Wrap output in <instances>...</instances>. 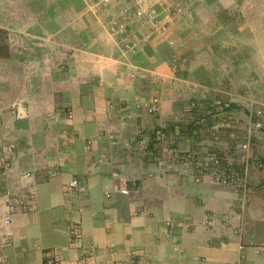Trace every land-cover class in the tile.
<instances>
[{
    "label": "crops",
    "instance_id": "1",
    "mask_svg": "<svg viewBox=\"0 0 264 264\" xmlns=\"http://www.w3.org/2000/svg\"><path fill=\"white\" fill-rule=\"evenodd\" d=\"M99 1L0 0L7 37L0 43L2 264L52 256L76 264L88 245L94 264H264L258 190L195 183L186 171L142 164L129 149L144 131L162 127L135 104L156 95L165 111L158 87L172 74L160 49L186 26L194 0L168 34L134 54L109 35ZM72 179L81 183L79 200L63 194ZM123 181L132 186L127 196L118 192ZM29 193L32 209L1 227L8 199L22 202ZM72 222L82 232L74 245Z\"/></svg>",
    "mask_w": 264,
    "mask_h": 264
},
{
    "label": "rangeland",
    "instance_id": "2",
    "mask_svg": "<svg viewBox=\"0 0 264 264\" xmlns=\"http://www.w3.org/2000/svg\"><path fill=\"white\" fill-rule=\"evenodd\" d=\"M194 4L183 30L160 49L172 74L158 87L165 111L161 97L143 101H158L162 127L144 131L129 149L144 165L225 188L210 176L216 171L264 199V0Z\"/></svg>",
    "mask_w": 264,
    "mask_h": 264
},
{
    "label": "built area",
    "instance_id": "3",
    "mask_svg": "<svg viewBox=\"0 0 264 264\" xmlns=\"http://www.w3.org/2000/svg\"><path fill=\"white\" fill-rule=\"evenodd\" d=\"M199 0H194L192 2ZM188 2L191 0H100L96 5V11L102 15L105 22L104 25L110 36L121 40L120 46L124 53L134 54L136 48L147 45L154 38L168 34L170 27L178 19L186 15L188 11ZM95 10V9H94ZM138 34V37H137ZM134 38L133 41L128 40ZM133 78V76H131ZM136 111L145 112L148 115H157L158 101L152 99L149 103L138 102L135 104ZM67 119H71L72 114H65ZM111 144L115 143L113 136L107 137ZM137 146V145H136ZM14 147L7 148V153L12 155ZM6 160L1 163L3 168L8 166ZM217 167V162L214 163ZM57 170L53 169L49 176H54ZM210 176L216 177L219 186L235 188L237 184L230 177L217 175L216 171H212ZM198 181V180H197ZM131 185L127 181L121 183L119 193L127 196ZM64 196L70 199H81L82 187L77 179H72L64 185ZM5 215L1 220V227H8L11 218L17 214L28 213L32 209L33 194L29 193L25 200L16 202L14 199H8ZM68 242L70 245L79 243L82 239V232L77 222L69 224L67 229ZM80 261L76 264H94L91 262L93 257V248L88 245L80 254ZM4 260L0 258V264ZM43 264H62L55 257H48Z\"/></svg>",
    "mask_w": 264,
    "mask_h": 264
}]
</instances>
